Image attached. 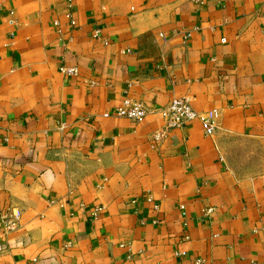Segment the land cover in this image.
Wrapping results in <instances>:
<instances>
[{
	"label": "crops",
	"instance_id": "obj_1",
	"mask_svg": "<svg viewBox=\"0 0 264 264\" xmlns=\"http://www.w3.org/2000/svg\"><path fill=\"white\" fill-rule=\"evenodd\" d=\"M126 96L216 110L213 134L151 142ZM231 136L264 138V0H0V264H264Z\"/></svg>",
	"mask_w": 264,
	"mask_h": 264
},
{
	"label": "built area",
	"instance_id": "obj_2",
	"mask_svg": "<svg viewBox=\"0 0 264 264\" xmlns=\"http://www.w3.org/2000/svg\"><path fill=\"white\" fill-rule=\"evenodd\" d=\"M67 73H73L74 69H65ZM150 113H158L163 122L164 127L161 130L154 131L150 135L151 142H156L164 136L165 132L172 128H178L190 121H198L202 132L205 136H211L215 129V119L217 118L216 110L197 114L188 104L185 98H174L169 100L160 108H146L139 101L124 97L120 105L115 108L114 114L118 117L125 118L131 122H138ZM17 214L13 215V220L8 223L7 229L14 227V221Z\"/></svg>",
	"mask_w": 264,
	"mask_h": 264
},
{
	"label": "rangeland",
	"instance_id": "obj_3",
	"mask_svg": "<svg viewBox=\"0 0 264 264\" xmlns=\"http://www.w3.org/2000/svg\"><path fill=\"white\" fill-rule=\"evenodd\" d=\"M222 156L237 175H264V138L227 137L222 146Z\"/></svg>",
	"mask_w": 264,
	"mask_h": 264
}]
</instances>
